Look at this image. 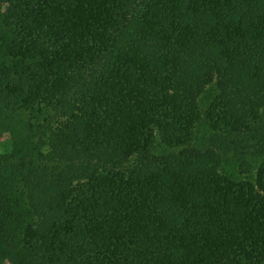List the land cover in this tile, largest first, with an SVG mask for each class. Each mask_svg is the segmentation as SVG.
Listing matches in <instances>:
<instances>
[{"label": "trees", "instance_id": "obj_1", "mask_svg": "<svg viewBox=\"0 0 264 264\" xmlns=\"http://www.w3.org/2000/svg\"><path fill=\"white\" fill-rule=\"evenodd\" d=\"M0 264H264V0H0Z\"/></svg>", "mask_w": 264, "mask_h": 264}, {"label": "rangeland", "instance_id": "obj_2", "mask_svg": "<svg viewBox=\"0 0 264 264\" xmlns=\"http://www.w3.org/2000/svg\"><path fill=\"white\" fill-rule=\"evenodd\" d=\"M10 145L6 135L0 137V153L9 151Z\"/></svg>", "mask_w": 264, "mask_h": 264}]
</instances>
